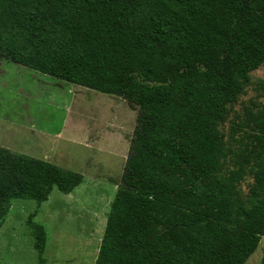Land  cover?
I'll return each instance as SVG.
<instances>
[{"label":"trees","instance_id":"1","mask_svg":"<svg viewBox=\"0 0 264 264\" xmlns=\"http://www.w3.org/2000/svg\"><path fill=\"white\" fill-rule=\"evenodd\" d=\"M4 61L138 111L96 264H246L255 254L264 105L229 120L264 65V0H0ZM73 178L0 147V227L13 199L43 203Z\"/></svg>","mask_w":264,"mask_h":264},{"label":"rangeland","instance_id":"2","mask_svg":"<svg viewBox=\"0 0 264 264\" xmlns=\"http://www.w3.org/2000/svg\"><path fill=\"white\" fill-rule=\"evenodd\" d=\"M251 80L229 122H236L244 107L264 105V90L259 88L264 83V65ZM137 117L138 111L119 97L2 63L0 147L55 163L81 180L73 178L63 190L52 186L43 203L12 200L0 227V264H96ZM76 123L83 136L74 129ZM250 183L242 186L245 194ZM33 214V222L42 225L47 236L44 263H40L28 224ZM246 264H264V237Z\"/></svg>","mask_w":264,"mask_h":264},{"label":"crops","instance_id":"3","mask_svg":"<svg viewBox=\"0 0 264 264\" xmlns=\"http://www.w3.org/2000/svg\"><path fill=\"white\" fill-rule=\"evenodd\" d=\"M68 92H71V90H69ZM76 125V127L74 128L79 134H81V136H83V134L79 131V125L76 123L75 124ZM55 164V163H54ZM56 165V164H55ZM61 168V167H60ZM64 169V168H63Z\"/></svg>","mask_w":264,"mask_h":264}]
</instances>
